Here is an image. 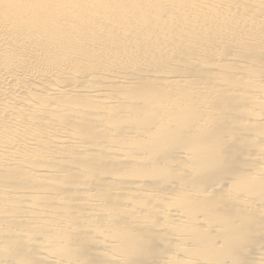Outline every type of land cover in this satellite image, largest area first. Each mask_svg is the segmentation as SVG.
<instances>
[{
	"label": "bare ground",
	"instance_id": "bare-ground-1",
	"mask_svg": "<svg viewBox=\"0 0 264 264\" xmlns=\"http://www.w3.org/2000/svg\"><path fill=\"white\" fill-rule=\"evenodd\" d=\"M0 264H264V0H0Z\"/></svg>",
	"mask_w": 264,
	"mask_h": 264
}]
</instances>
